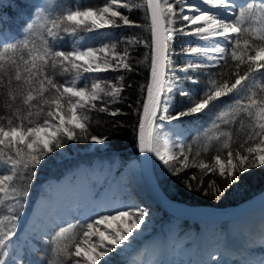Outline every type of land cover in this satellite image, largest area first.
I'll use <instances>...</instances> for the list:
<instances>
[{"label": "snow or ice", "instance_id": "1", "mask_svg": "<svg viewBox=\"0 0 264 264\" xmlns=\"http://www.w3.org/2000/svg\"><path fill=\"white\" fill-rule=\"evenodd\" d=\"M15 6L21 11L0 0V25L5 13L20 17L15 34L0 27V264H114V254L131 249L146 230V207L101 203L82 222L48 236L52 247L43 261L29 260L16 243L37 169L68 142L106 144L107 135L92 131V113L124 114L112 106L132 87L127 73L134 64L146 69L133 126L146 160L155 157L205 196L221 191L215 179L205 191V177L235 183L264 167V0H31ZM140 10L145 24L130 19ZM142 27L146 38L116 31ZM141 47L147 51L136 60L133 52ZM185 117L204 121L190 142L181 131ZM259 236L264 253V222ZM247 243L245 259L231 264H264V255L257 257ZM199 264L228 262L209 253Z\"/></svg>", "mask_w": 264, "mask_h": 264}, {"label": "rangeland", "instance_id": "2", "mask_svg": "<svg viewBox=\"0 0 264 264\" xmlns=\"http://www.w3.org/2000/svg\"><path fill=\"white\" fill-rule=\"evenodd\" d=\"M7 1L3 0V3L7 4ZM86 42L94 46L100 43L99 40ZM188 129L183 123L181 131L185 138ZM65 147L67 149H60L59 152L64 159L81 158L86 154L93 158L89 163L80 164L62 178L46 185L29 214L22 215L16 243L28 253L27 258L40 245L46 246L45 253L31 261L45 259L52 247L46 242L47 237L58 231L59 227L68 228L82 222L101 203L122 201L146 207L151 216L146 230L135 239L132 248L120 255L114 254V264H159L161 261L165 264H199L209 260V253H216L217 258L223 255L224 260L231 264L232 261L245 259L247 242H252L257 257L264 255L260 251L259 231L264 222L261 213L250 214L247 227H242L240 217L224 222L198 223L197 229H190V225L186 227L180 219L162 216L147 199L137 159L125 162L114 154L105 155L106 145H94L91 142L85 148H79L76 142H68ZM153 161L160 162L155 157ZM73 196L79 203H88L86 212H83L80 204L68 206V200L71 201ZM61 209L63 211L60 212Z\"/></svg>", "mask_w": 264, "mask_h": 264}, {"label": "trees", "instance_id": "3", "mask_svg": "<svg viewBox=\"0 0 264 264\" xmlns=\"http://www.w3.org/2000/svg\"><path fill=\"white\" fill-rule=\"evenodd\" d=\"M16 2L20 3H30L31 0H8L7 4L12 5V10L14 12L21 11L16 8ZM56 2V0H53ZM67 2V0H65ZM93 3H102L103 0H91ZM139 2V0H138ZM25 13L27 9L23 10ZM123 11V10H122ZM6 14V24L1 27L4 29V33L15 34L18 31V26L20 22V17L9 18V14ZM130 19L137 21L138 23L145 24V12L143 10L133 11L129 14ZM26 18V16L24 17ZM119 32H123L126 35H140L141 38H146L148 32L142 28H125L119 29ZM1 38H4L0 34ZM146 49L138 48L133 52V57L136 60H140ZM134 71L127 73V83L131 84L132 87H126L123 93L124 101L119 105H113V108H119L124 114L112 117L106 113H92L93 123L92 131L94 134L107 135L109 140L106 142L105 155L114 154L118 156L123 161L127 162L133 159H138V149L136 143L135 133L133 132V126L136 123V112L137 102L140 99V85L145 83L146 69L142 64H134ZM213 71H217L213 69ZM185 87H194L192 85L186 84ZM178 99H182L178 97ZM131 105V107H129ZM182 107V105H181ZM183 123L188 126V131L186 138L188 142L196 134V132L203 126L204 121L197 119L195 117H185L183 118ZM243 135V132L241 133ZM89 142L77 143L79 148H85L88 146ZM67 147L64 148V150ZM60 149L56 152L51 153L45 160L41 163L36 172V177L31 181L30 195L25 205L24 215L29 214L34 201L37 196L42 193L43 188L50 184L51 181L57 180L65 176L73 168H76L80 164L89 163L92 160L91 155H83L81 158H66L61 157ZM214 153H209L205 156V159L211 161V157ZM61 159V160H60ZM155 175L158 179L159 186L163 192L171 199L183 202L189 205H207L212 207H226L231 205H236L256 193H259L264 189V167L253 168L247 172L239 175L235 183H230L224 181L218 176H208L205 177V183L201 187L205 191H208L207 182L211 179H215L218 183L217 186L220 187L221 191L219 193H214L208 196L204 195L203 191L196 190L197 185L193 183V188L189 189L185 186V181L177 176H173L170 172L165 169L161 162L153 161ZM189 172H198V169H189ZM184 175V173H181ZM154 205V204H153ZM154 208L161 212L162 216L170 217V215L163 212L159 207L154 205ZM182 224L189 226V228H198V223L192 222L190 224L188 221L181 220ZM18 240V239H17ZM46 246L40 245L36 255L31 254L29 260L36 259L42 256L45 252Z\"/></svg>", "mask_w": 264, "mask_h": 264}, {"label": "water", "instance_id": "4", "mask_svg": "<svg viewBox=\"0 0 264 264\" xmlns=\"http://www.w3.org/2000/svg\"><path fill=\"white\" fill-rule=\"evenodd\" d=\"M137 161L139 163L144 194L163 212L177 219L196 223L224 222L253 214L264 207V189L236 205L227 207L189 205L173 200L159 186L154 171L153 157L146 160L138 150Z\"/></svg>", "mask_w": 264, "mask_h": 264}, {"label": "bare ground", "instance_id": "5", "mask_svg": "<svg viewBox=\"0 0 264 264\" xmlns=\"http://www.w3.org/2000/svg\"><path fill=\"white\" fill-rule=\"evenodd\" d=\"M127 171L129 172L130 171V169L128 168L127 169ZM144 188V187H143ZM257 194V193H256ZM148 199V198H147ZM75 200H77V198H75L74 196L72 197V199H71V201L70 200H68V206L71 204V206H78L79 204H80V206H82L83 207V212H86L87 210H88V203H86V202H83L82 203V201L79 203L78 201H75ZM207 206V205H206ZM232 206V205H231ZM63 207V206H62ZM227 207V206H226ZM64 208V207H63ZM61 211H63V209H61L60 210V212ZM259 213H261L262 215H264L263 213H264V207H262L258 212H255L254 214H256V215H258ZM63 214V213H62ZM261 217V216H260ZM242 222H243V225H242V227H247L248 226V224H249V222H248V220L250 219L249 218V215H246V216H243L242 218ZM231 220H233V219H231ZM228 221V220H227ZM222 222V221H221Z\"/></svg>", "mask_w": 264, "mask_h": 264}]
</instances>
